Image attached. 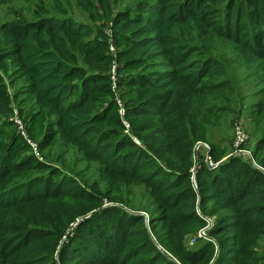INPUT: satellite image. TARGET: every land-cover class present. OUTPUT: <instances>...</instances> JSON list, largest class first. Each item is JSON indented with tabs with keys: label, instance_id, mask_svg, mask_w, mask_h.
<instances>
[{
	"label": "trees",
	"instance_id": "trees-1",
	"mask_svg": "<svg viewBox=\"0 0 264 264\" xmlns=\"http://www.w3.org/2000/svg\"><path fill=\"white\" fill-rule=\"evenodd\" d=\"M14 1L0 0V9ZM74 1L79 18L63 6L56 12L40 6L33 18L18 20L17 16L0 26V69L12 71L17 77L14 83L24 85L23 103L32 118L21 120L29 139L34 132L28 120L43 130L44 124L49 136L37 145L46 157L65 164L64 159L73 151L74 167L79 162H89L98 166L100 176L110 184L126 180L144 186L156 203L157 216L150 218L153 234L160 226L173 234L191 225L205 228L206 221L196 214L191 203L197 196L190 181L180 192L183 183L168 179L166 173L173 174L172 167L178 173H187L192 166L189 162V169H182L177 161L181 134L189 129V110L194 115L211 117L219 110L214 100L221 99L226 107L240 103L241 86L249 77L248 71L240 78L230 75L226 63L210 54L215 40L236 45L237 60L246 69L255 67L252 60H256L259 64L255 75L264 82V0H138L120 12L115 26L109 29L105 44L110 58L91 42L95 31L83 15L95 0ZM68 3L72 5L70 0ZM111 46L115 52H111ZM113 66L118 68L116 90L123 94L124 115L120 116L126 120L125 129L142 120H152L158 128L152 133L151 143H143L146 149L133 138L112 130L115 123L107 115L116 103L102 104V96L107 95L102 87L111 83L113 90ZM9 98L0 77V264H57L58 234L47 236L39 229L36 216L47 205H68L70 200L97 206L102 204V198L94 187L93 196L82 197L58 184L52 191H39L47 183L43 175L33 172L43 173L51 169V163L34 153L25 163L16 160L20 152L31 146L8 119L12 113ZM221 111L231 112L228 108ZM261 115L264 118V106ZM155 137L164 151L153 149ZM262 138L257 150L264 162V135ZM192 141L184 140L189 145ZM233 141L234 137L232 147ZM247 144L241 149L245 150ZM54 145L58 149L50 154ZM62 147H66L63 153ZM218 149L213 147V151ZM233 150L234 155L245 157L234 147ZM198 166H203L200 173L197 171L200 177L218 169V165L212 169L204 162V153ZM256 174L254 181L260 182L263 176L258 171ZM251 186L240 187L244 209L239 211L231 188L222 184L207 188L199 183L202 204L212 201L215 210L224 211L209 232L220 251L215 264L264 263V257L258 260L253 250H245L243 230L235 232L244 227L259 229L255 220L264 213L258 206L263 201L264 186L255 192L259 198H255ZM129 217L127 212L116 209L95 218L99 221L95 225L99 250L70 253L63 247L58 253L60 264L64 259L71 264H175L156 248L145 227V218L136 216L129 221ZM108 228L113 229V236L107 238L103 232L107 233ZM179 259L189 264L184 258ZM206 260L203 258L201 263Z\"/></svg>",
	"mask_w": 264,
	"mask_h": 264
},
{
	"label": "rangeland",
	"instance_id": "rangeland-1",
	"mask_svg": "<svg viewBox=\"0 0 264 264\" xmlns=\"http://www.w3.org/2000/svg\"><path fill=\"white\" fill-rule=\"evenodd\" d=\"M70 1L72 5L68 3L69 0H15L12 4L0 9V26L5 22L12 21L17 16L20 17L18 20H24L22 18L31 19L34 17V12L40 6L51 12H56L57 8L63 6L69 10L72 16L79 18L80 12L77 9L75 1ZM137 1L105 0L101 2L100 0H95L93 7L83 13L95 31L91 42L96 44L100 52L106 56H108V50L105 41L107 40L109 29L113 25L115 26V21L120 16V12L126 10L129 6H133ZM254 1L255 3L257 2L256 0ZM250 28L252 29L251 26ZM101 44L102 47L100 48ZM120 47L118 48L119 53L123 50V47ZM236 48L239 50L236 45L228 44L223 40L217 39L214 42L213 49L210 50V54H215V58H221L226 63L230 75L235 74L240 78L244 75V72L248 71L249 77L241 86V91L243 90V92L242 97L239 99V105L226 107L227 105H224L221 99L214 100L213 103L218 104L219 110L213 116L210 115L211 117L194 115L189 110V129L188 132L181 134V141L178 143L181 147L178 150L180 157L177 161L179 167L182 169L186 167L189 169L190 162L192 164L190 171L187 173H178L175 171V167H172L173 174H170L171 172H168L169 170L166 164L162 163V166L168 172L166 173L168 179L177 181L178 184L183 183L180 192L185 190L190 181L197 196L195 200H191V203L195 206L196 214L200 218H203L207 225L205 228L200 227V225L179 228L175 234L171 233L169 229L160 226L154 231L158 239L150 229L151 215L157 216L153 194L150 196L149 191L144 186L129 183L126 180H118V182L110 184L100 176V170L96 164L82 161L74 167L72 164V160L75 158L73 151L71 155L64 159L65 164L57 158L50 159L46 157L45 153H43L44 151H41L37 145L43 138H48L49 136L46 135L48 132L46 126L44 124L42 125V127H45V130H43L42 128L32 126L33 124L28 120L29 128L34 132L33 138L29 139V136L25 132L26 127L22 122L23 118H32L30 110L23 103L25 100L24 93H22L24 85L23 83H14L17 77L12 71L4 72L0 69V77L3 80L5 90L10 96L9 100L12 108V113L8 119L10 122H14L17 128L22 125V131L26 135L25 139L31 146V149L20 152L16 160L25 163L27 161L25 159L36 155L39 158L43 156L45 161L51 163L49 164L51 169L45 170L43 173L33 172V175H43L47 183V186L42 187L39 191L49 188L52 191L58 184V187L63 185L65 191L71 190L72 192L81 193L80 196L82 197L83 195L93 196L94 191L91 187H94L98 196L102 198V204H98L97 206L84 201L76 203L70 200H68V205H47L42 209L41 214L36 216L35 220L40 222L38 223L39 229L45 231L47 236L58 234L56 238L57 253L55 255L57 264H60L58 253L63 247L64 250L70 253H81L84 250H99L100 241L97 239V232L95 233V230H98V226L95 225L99 221L97 219V221L94 220L101 214L116 209L130 214L129 221L132 220V217L143 216L145 218V227L148 229L151 240L156 248L169 259V262L183 264L179 258H184L189 264L191 262L197 264H215L220 251L216 245V239L212 238L209 232L216 226L218 216L224 214V211L215 210L212 201H207L202 204L201 193L198 188L199 183L207 188L214 187L217 184L231 188L232 196L236 200L235 207L239 211L244 209L240 200L242 194L239 192L240 187L245 184H252L251 192L255 195V198H259V195H256L255 192L257 188L264 186V162L260 158L261 152L257 150L264 135V118L261 115V110L264 106V82L261 77L255 75V67L259 63L253 59L252 62L255 67L246 69L241 64L242 62L237 60ZM117 69L116 66L112 67L111 79L113 81V90L111 89V83L103 84V91L107 92V95L105 93L102 96V104L108 106L109 104L116 103L115 108L107 115L115 123V125H112V130L122 135L125 134L131 137V139L133 138L132 140L139 147L146 149L143 143H151L152 133L155 134L154 131L158 130V128L155 127V123L152 120H142L136 122L134 127L131 124L129 125V122H126L128 124V128L126 127V129L130 130V132L126 131L124 126L126 120L120 116V114L124 115L123 94L121 90L120 93L118 89L116 90L118 80L116 77ZM244 87L245 89H243ZM222 108H228L231 112H222ZM236 124L239 126L234 131L232 129ZM211 125H215V128H208ZM219 125L221 126L219 127ZM244 129L246 131V138L248 139L249 137V142L245 150L252 153L251 157L247 154L244 155L245 157L234 155V150L231 146L232 137L235 136V144L236 136L242 137ZM55 131L56 129H52V132ZM137 131L140 133L137 134ZM189 138L193 140L190 145L184 142V140H188ZM152 141L154 150L164 151L157 137L153 138ZM207 145L212 147V151L210 152L211 156ZM213 147H219V149L213 151ZM57 149V146L54 145L50 154L55 153ZM61 151L62 153L65 152L66 147H62ZM47 153H49V150H47ZM203 153L204 162L208 164L206 160L210 161L212 157L211 159L218 165V169L200 177L197 175V171L199 169L198 165L202 162ZM251 165L257 170L252 168ZM73 169L76 170L71 171ZM201 169H199V173ZM257 171L263 176L260 182H257L259 179L254 181L257 176ZM78 182L80 186H77ZM204 196L207 195L205 194ZM261 198H263V201H259L258 206L261 207L259 209L262 211L264 210V197ZM109 200L114 202H110ZM212 212L217 213L212 214ZM61 223L63 224L60 229L59 226ZM79 223L81 224L79 225ZM255 223L258 224L257 227L259 229L254 230L244 227L236 229L235 232L239 233L243 230L241 237L246 242L245 250H253L258 260H260V258L264 257V213H260ZM255 223L252 225L255 226ZM103 234L108 235L107 238L113 236V229L108 228L107 233L104 231ZM210 255L213 256L211 261ZM203 258H207V260L201 263ZM66 261V259L62 260L63 264H71Z\"/></svg>",
	"mask_w": 264,
	"mask_h": 264
},
{
	"label": "built area",
	"instance_id": "built-area-1",
	"mask_svg": "<svg viewBox=\"0 0 264 264\" xmlns=\"http://www.w3.org/2000/svg\"><path fill=\"white\" fill-rule=\"evenodd\" d=\"M111 51L112 52H115V48L113 47V46H111ZM239 125H235V127H234V131H235V128H237ZM20 129L19 130H23V127H22V125H20V127H19ZM23 132V134L25 135V132L24 131H22ZM244 133H243V135H242V137H239L238 135L236 136V143L234 144V141H233V147H234V149L236 150V152L237 153H239V155L241 154V155H245V154H247V155H249L250 157L252 156V154H251V152H249V151H246V150H242L241 148H242V146H244V145H246L247 143H248V141H249V137H248V139L246 138V135H245V129H244V131H243ZM248 136V135H247ZM25 137H26V135H25ZM234 139H235V136H234ZM206 145V144H205ZM207 147H208V149H209V153H210V147L207 145ZM200 150H203V149H200ZM200 150H198V151H200ZM210 158V157H209ZM206 162L210 165V167L212 168V169H214V168H216L217 167V164H214L213 163V161H212V159L210 158V161H207L206 160Z\"/></svg>",
	"mask_w": 264,
	"mask_h": 264
}]
</instances>
